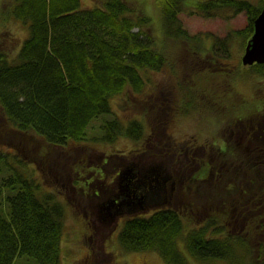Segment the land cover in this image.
Wrapping results in <instances>:
<instances>
[{
	"label": "trees",
	"instance_id": "trees-1",
	"mask_svg": "<svg viewBox=\"0 0 264 264\" xmlns=\"http://www.w3.org/2000/svg\"><path fill=\"white\" fill-rule=\"evenodd\" d=\"M95 1L96 5L88 7L82 0H14L9 9L5 1L0 6V17L14 16L29 27L16 57L0 53V107L12 130L34 134L52 146L87 139L92 121L113 113L114 96L126 89L140 92L145 84L142 71L166 64L147 13L132 0ZM161 3L168 34L186 35L179 16L183 0ZM225 8L247 16L244 26L230 30L226 37L217 36L213 43L221 55H230L234 34L244 37L245 49L263 0L259 4L250 0L196 4V12L205 16H215ZM249 68L264 77V63ZM234 103L239 106L242 101ZM263 117L259 116L257 125L263 124ZM119 121L105 120L99 138L113 141L122 133L134 139L143 135L138 121L130 125ZM259 129L264 131L263 126ZM254 147L241 158L218 162V202L212 193L205 198L208 208L202 207L203 200L191 201L179 207L181 211L163 209L128 218L119 233L121 245L130 251H157L166 264H193L180 248L182 240L202 264L217 260L264 264V144ZM38 186L18 170L0 180V264H14L23 255L38 264H61L65 210L60 203L39 196ZM5 187L12 191L3 193ZM195 189L198 192L201 187Z\"/></svg>",
	"mask_w": 264,
	"mask_h": 264
},
{
	"label": "rangeland",
	"instance_id": "rangeland-1",
	"mask_svg": "<svg viewBox=\"0 0 264 264\" xmlns=\"http://www.w3.org/2000/svg\"><path fill=\"white\" fill-rule=\"evenodd\" d=\"M4 1L7 4V9L14 3V0H0V6ZM132 1L134 5L152 18L150 26L156 40L155 44L165 52L167 62L160 69L148 68L142 71L145 84L140 92L133 93L126 89L123 93L114 96L112 98L113 113L95 118L88 128L87 139L79 140L64 149L53 147L41 138L35 137L34 134L26 136L22 131L12 130L0 107V180L10 176L14 170L21 171L29 178L35 179L39 185L37 190L39 196H45L51 202L60 203L63 206L67 213L61 239V264H166L164 258L157 251L125 249L119 240L123 223L119 224L116 229L114 227L113 230H106L105 233H102L100 229L95 233V230H90L87 225L75 222L78 217L83 219V214L77 210L79 202L73 199L72 188L67 187V192L62 184V179L65 177L64 181L72 179L77 183L74 171L76 161L78 164L80 159H84L85 163H88V159L83 158L86 153L92 152L93 157L100 152L127 153L137 146L136 140L124 133L113 141L100 139V127L105 120L118 118L119 122L126 125L138 121L144 129V136L147 140L149 134L145 132L147 129L145 125L151 122L150 113H154H149V109L153 107L157 110L159 106H155V104L165 105L169 103V99L171 102L178 98L182 101L184 98L181 94L185 92V85H179V83L189 80L197 89L194 93L199 94L200 97L205 96L202 98L203 102L196 101L199 106L191 109L189 113L185 112L187 114L183 112L181 115L175 114L172 115L173 117H168L166 126L172 132V139H190L203 143L204 149L200 150V156L204 152V157L211 159L210 163L217 171L216 162L226 158L233 161L236 156L240 155L239 158H241L243 152L246 151L245 143L248 139L245 134H242L244 132L237 134L236 125H243L245 120H248L256 128L257 123L260 122L259 116L262 118L264 115L261 113L264 111V77L251 71L249 65L242 62L243 36L239 34L232 36L230 45L232 56L229 59L231 63H226L225 66L211 64V60L214 59L211 53L214 41L219 36H228L230 30L233 31L244 26L247 20L244 11L234 13L232 9L225 8L215 16H205L196 12V4L205 0H183L179 16L188 32L181 38H176L167 32L162 15L161 0ZM250 1L256 4L260 2V0ZM82 2L86 7L97 4L95 0H82ZM28 36V24L21 19H15L14 16L0 17V53L8 55L10 58L16 57L23 41ZM214 49L217 54L221 55L217 48ZM202 52L203 54L200 55ZM209 56L212 57L211 60L208 59L211 62L206 60V57ZM230 83L234 84V88L237 86L240 94L246 96L247 101L240 103L238 110H235L233 102L234 93L229 92ZM187 106L188 104L184 107ZM237 112L244 115L236 116ZM246 115L248 116L246 117ZM261 120L264 127V117ZM224 139L227 140V145L223 146V149H219L221 148L220 143ZM233 144L236 146L231 148ZM254 148L253 146L248 151H252ZM4 150H9L11 154L7 155ZM15 156L24 160L25 164L17 160ZM77 158L78 160H76ZM56 159L60 160L59 165L54 164L55 167H52L51 162L54 163ZM95 162L97 161H93L92 164ZM60 175L63 176L60 177ZM209 177L198 192L195 191V188L198 187L195 182L188 183L190 188L188 186L185 189L187 191L182 192L179 202L183 200L186 204H191V201L201 203L203 193L206 196L213 193V198L217 201L220 187H215L214 184L219 179L217 180V175L214 178ZM231 178L232 176L229 177V180ZM109 179L111 180L112 177ZM76 189H79L78 186ZM11 191L5 187L3 193L7 194ZM236 197L237 195L234 199ZM5 205L1 206L5 208ZM250 209L252 211V207ZM191 213L196 214L195 210H191ZM146 214L150 215L151 212ZM185 225L189 224L185 223ZM188 228L187 226L185 231ZM179 243L180 248L193 264H202L190 255L182 240ZM14 264H38V262L23 255L17 257ZM203 264H223V262L217 260Z\"/></svg>",
	"mask_w": 264,
	"mask_h": 264
},
{
	"label": "flooded vegetation",
	"instance_id": "flooded-vegetation-1",
	"mask_svg": "<svg viewBox=\"0 0 264 264\" xmlns=\"http://www.w3.org/2000/svg\"><path fill=\"white\" fill-rule=\"evenodd\" d=\"M211 53L213 60H211V56L206 57L208 62L212 61L211 64L225 66L226 63H231L229 59L232 56V51L230 55L222 56L217 54L213 47ZM202 54L203 52L200 55ZM209 58L211 61L208 60ZM230 84L229 92L234 93L233 102H246V96L238 92L237 86L234 88V84ZM179 85H185V92L181 94L184 98L182 101L178 98L171 102L169 99V103L165 105L155 104V106H159L157 110L153 107L149 109V113H154H150L151 122L145 125L147 127L145 132L149 134L147 140L143 129V135L137 139L132 138L136 140V148L127 153L100 152L93 157L92 152L89 154L85 152L86 156L83 158H87L89 162L85 163L84 159H80L78 164L76 161L74 167L78 184L72 179L64 181L65 177H63L64 189L68 192L67 187L72 188V193H74L72 197L79 202L77 210L83 214V219L79 217L75 219L76 223L87 225L90 230L94 229L95 233L99 229L105 233L108 229L109 231L114 227L116 229L119 224H124L128 218L134 216H147L146 213L153 214L163 209L185 208L186 203L183 200L179 202V199L182 197V192L190 185L188 183L195 182L198 187H201L211 178L209 176L216 177V169L210 163L211 159L205 158L204 152L200 156V150L204 149L203 143L190 139H172V132L166 126L168 117L191 112V109L196 108L199 104L196 101L203 102L202 98L205 97L194 93L197 89L189 80L185 83L181 82ZM238 93L239 96L243 95L244 97L240 99L237 96ZM186 104L188 106L184 107ZM238 109L239 106L235 104V110ZM239 115L244 114L237 112L236 116ZM262 125H257V127ZM235 128L237 134L244 132L242 134H245L248 139L245 143L246 151L253 146L259 147L264 144V131L261 129L257 131L258 128H254L248 120H245L243 125L237 124ZM226 141V139L221 141L219 149H223V146L226 147ZM77 142L70 141L68 144L53 147L64 149ZM235 146L233 144L231 148ZM93 161L97 162L92 164ZM59 162L60 160L57 159L54 163L51 162L52 167H55L54 164ZM110 177H112L111 180ZM76 186H78V190ZM191 210L195 209L191 207ZM68 211L71 210L68 209ZM66 213L65 211V215ZM85 256L87 257V255Z\"/></svg>",
	"mask_w": 264,
	"mask_h": 264
},
{
	"label": "water",
	"instance_id": "water-1",
	"mask_svg": "<svg viewBox=\"0 0 264 264\" xmlns=\"http://www.w3.org/2000/svg\"><path fill=\"white\" fill-rule=\"evenodd\" d=\"M242 62L245 65L264 63V0L263 8L255 19V31L245 46Z\"/></svg>",
	"mask_w": 264,
	"mask_h": 264
},
{
	"label": "bare ground",
	"instance_id": "bare-ground-1",
	"mask_svg": "<svg viewBox=\"0 0 264 264\" xmlns=\"http://www.w3.org/2000/svg\"><path fill=\"white\" fill-rule=\"evenodd\" d=\"M245 50V49H244ZM252 65V64H251ZM197 106H199V104L197 105ZM216 184H217V186L218 187H220V185H218V184H220V179L218 180V182H216ZM215 185V184H214ZM216 186V187H217ZM218 190H219V188H218ZM220 191V190H219ZM202 198H201V200H203L202 201V203H201V205H202V207H207L208 208V205H207V202L205 201L206 199L205 198H209L208 196H206L205 195V193H203V195L201 196ZM204 198V199H203ZM208 200V199H207Z\"/></svg>",
	"mask_w": 264,
	"mask_h": 264
}]
</instances>
